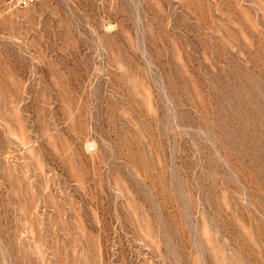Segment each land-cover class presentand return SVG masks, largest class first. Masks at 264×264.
<instances>
[{
    "label": "rangeland",
    "instance_id": "obj_1",
    "mask_svg": "<svg viewBox=\"0 0 264 264\" xmlns=\"http://www.w3.org/2000/svg\"><path fill=\"white\" fill-rule=\"evenodd\" d=\"M0 264H264V0H0Z\"/></svg>",
    "mask_w": 264,
    "mask_h": 264
},
{
    "label": "built area",
    "instance_id": "obj_2",
    "mask_svg": "<svg viewBox=\"0 0 264 264\" xmlns=\"http://www.w3.org/2000/svg\"><path fill=\"white\" fill-rule=\"evenodd\" d=\"M8 3L18 9L33 6L36 0H7ZM90 151H95V146H90Z\"/></svg>",
    "mask_w": 264,
    "mask_h": 264
},
{
    "label": "bare ground",
    "instance_id": "obj_3",
    "mask_svg": "<svg viewBox=\"0 0 264 264\" xmlns=\"http://www.w3.org/2000/svg\"><path fill=\"white\" fill-rule=\"evenodd\" d=\"M90 149V147H88Z\"/></svg>",
    "mask_w": 264,
    "mask_h": 264
}]
</instances>
